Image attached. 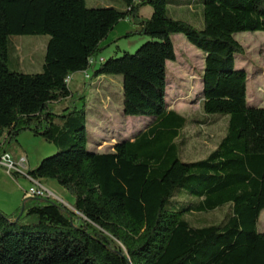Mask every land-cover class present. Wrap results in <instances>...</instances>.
Returning <instances> with one entry per match:
<instances>
[{"label":"trees","instance_id":"obj_1","mask_svg":"<svg viewBox=\"0 0 264 264\" xmlns=\"http://www.w3.org/2000/svg\"><path fill=\"white\" fill-rule=\"evenodd\" d=\"M123 1L124 10L90 9L87 0H0V159L12 155L24 132L54 144L58 153L27 176L55 181L82 216L39 197L24 198L23 211L12 216L0 211V264H264L257 229L264 212V108L248 106V74L236 68L245 50L235 39L264 32V0H202V30L171 17V0ZM146 7L153 10L148 19L141 15ZM126 20L137 29L120 39L150 41L94 68L91 61ZM180 34L204 55L202 112L229 118L216 148L190 163L182 158L190 123L167 103L172 37ZM14 36L49 37L42 73L10 70ZM90 71V81L121 76L123 114L153 120L109 153L88 150L85 94L81 109H52L75 99L68 79ZM224 210L218 224L187 220Z\"/></svg>","mask_w":264,"mask_h":264},{"label":"rangeland","instance_id":"obj_2","mask_svg":"<svg viewBox=\"0 0 264 264\" xmlns=\"http://www.w3.org/2000/svg\"><path fill=\"white\" fill-rule=\"evenodd\" d=\"M169 6L170 16L188 22L194 27L204 29L203 8L199 2L202 0H171ZM190 4V5H189ZM88 8L114 7L118 10L125 9L123 0H87ZM153 10L146 7L142 11L145 19L151 17ZM136 26L128 20L121 22L115 34L105 45L108 47L94 62L97 67L106 59L119 58L125 52L134 55L139 48L150 41L149 38L135 35L122 38L127 32H134ZM119 39V40H118ZM235 39L245 50L243 56H237L236 68L248 74V106L264 108V32L241 33ZM48 36H14L8 45L9 68L12 72L23 74H40L44 64ZM176 53V61L168 63L167 71V103L170 110H174L188 119L190 126L184 131L187 145L182 149V158L185 162H197L204 159L214 150L217 142L227 130L228 117L220 115H206L202 112L200 101L203 93L202 74L204 71V55L192 46L184 35L172 37ZM92 71L87 76L83 73L75 74L69 86L75 96L74 100H65L52 105V109L60 114L67 108H83V101L78 100L83 94L87 97V127L88 150L97 153H109L113 146L145 130L152 122L149 118L126 117L123 114V78L102 77L89 80ZM89 84V85H88ZM88 88L84 91L85 86ZM216 119L208 126L199 124L205 119ZM192 122H195L192 124ZM16 150L26 151V171L37 168L40 163L58 153V148L40 137H35L31 132L20 135ZM23 175V174H21ZM10 182L6 177L0 178V207L7 216H12L18 211H23V195L29 198L28 191L34 183L24 175ZM41 182V181H40ZM55 182V181H54ZM46 184L45 182L42 185ZM56 185H58L56 183ZM45 186V185H44ZM59 186V185H58ZM62 188L61 186H59ZM63 189V188H62ZM68 197H62L57 191L48 189L53 201L63 204L78 217L82 216L74 209V198L64 189ZM178 201L187 203L189 196H178ZM170 208V205L167 206ZM227 210L215 211L210 214H198L187 217L193 226H210L223 220ZM258 232L264 234V212L257 226Z\"/></svg>","mask_w":264,"mask_h":264},{"label":"built area","instance_id":"obj_3","mask_svg":"<svg viewBox=\"0 0 264 264\" xmlns=\"http://www.w3.org/2000/svg\"><path fill=\"white\" fill-rule=\"evenodd\" d=\"M95 61H91V65L94 64ZM86 76L88 73H84ZM72 77L68 79V84L70 82ZM26 164H27V159L23 156L20 157L18 160H15L14 157L11 154H5L1 159H0V165L8 171V173H19V174H24L26 177L30 178L27 176L25 173L26 171ZM32 183H34V186H31L29 191L27 192L30 197H39V198H50L49 196L51 193L48 192L47 187L42 185L40 181L34 180L30 178Z\"/></svg>","mask_w":264,"mask_h":264},{"label":"crops","instance_id":"obj_4","mask_svg":"<svg viewBox=\"0 0 264 264\" xmlns=\"http://www.w3.org/2000/svg\"><path fill=\"white\" fill-rule=\"evenodd\" d=\"M143 11V10H142ZM142 11H141V15H142ZM143 16V15H142ZM117 29H118V26L116 27V29L114 30V32H116L117 31ZM112 34H115V33H112ZM110 35L109 36V38H111V36H113V35ZM109 38H108V40H109ZM106 44V43H105ZM104 78V77H103ZM216 148V147H215ZM214 148V149H215ZM25 153H26V151L24 150V151H22V150H20L19 152L16 150L15 152H13L12 153V156L14 157V159L15 160H18L20 157H25ZM27 169V168H26ZM35 169V168H34ZM24 175V174H23ZM22 175V176H23ZM7 178L10 182H12V183H14V181L13 180H15V179H13L12 178V176L10 175V173H8V171H6L4 168H1L0 169V178ZM24 178H28V177H26L25 175H24ZM28 180L30 181V182H32L31 180H30V178H28ZM41 181V183H43V182H45L46 184H44L45 185V187H47V189H53V190H55V191H57L60 195H62V197H68V194L64 191V189H62V188H60L58 185H56V182H54V181H45V180H40ZM25 198V196L23 195V197H22V199H24ZM0 209L2 210V207H0ZM2 211H4V210H2ZM5 212V211H4Z\"/></svg>","mask_w":264,"mask_h":264}]
</instances>
